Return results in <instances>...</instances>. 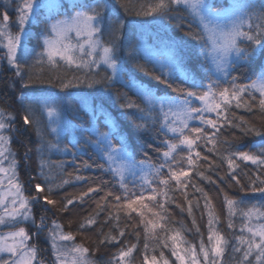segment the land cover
Wrapping results in <instances>:
<instances>
[{
  "label": "snow or ice",
  "instance_id": "obj_1",
  "mask_svg": "<svg viewBox=\"0 0 264 264\" xmlns=\"http://www.w3.org/2000/svg\"><path fill=\"white\" fill-rule=\"evenodd\" d=\"M123 6L126 11L136 16H153L169 21L183 19L172 16L173 10H185L198 23V30L192 32L189 25L186 35L200 45L206 57H211L212 67L209 69L201 66L206 74L197 78L200 69H186L179 49L173 51L168 63L160 65L159 75L137 65L146 75L167 85L175 93L161 95L140 85L138 95L141 103L125 97V103L121 105L123 108L135 110L126 115L137 131L154 135V139L159 141L158 145L149 144L156 153L157 161L154 162L147 153L145 159L137 160L129 151L126 138L119 133L114 122L108 127V131H101L98 127L93 129L85 137V143L94 147L95 154L103 160V163L95 166L113 176L121 193L105 191L100 185L90 186L79 196L66 198L61 210L67 211L76 200L83 202L91 193H105L97 203V208L101 211L112 209L107 211L105 222L113 223L116 234L102 233L100 243L107 241L119 246L108 264H131L134 260L133 252L137 245L125 241L120 246L121 238L125 237V230L120 227L121 213L127 218H131L133 213L140 217L145 233L142 264H170L164 255L163 249L166 248L171 249V255L178 264H224L230 244L233 254L231 264H264V205L249 206L243 199L229 198L225 194L227 227L234 229L233 217L237 212L242 221L240 234L230 241L215 227L217 217L211 197L202 188H196V191L202 193L204 207L208 210L207 243L201 236L196 244L184 241L181 231L170 226V214L165 207L170 200V192L185 190L187 199L186 189L192 183L194 171L196 175L213 182L210 176L204 174L201 161L208 162L207 167L210 170L215 161L209 162V157L201 154V145H210L208 151L216 152L222 162H227L228 179L240 185L242 191L250 190L264 196V131L251 125L244 117H235L231 113L233 107H243L248 111L258 108L264 114V4L257 9L251 3L234 2L218 6L207 0H150L135 10L128 5ZM14 11V21L7 10L0 12V47L5 49L3 59L14 69V75L19 78L22 89H27L34 83H52L53 80L61 90L77 86L81 78L75 75H50L45 78L31 71L44 65L58 68L59 61L68 67L87 69L88 72L94 67L100 68L101 64L111 69L110 76L101 79L89 77L86 81L89 87L99 83L110 84L118 79L116 42L121 39L124 23L118 18L112 19L106 15V0H72L70 4H65L63 0H17ZM36 22L44 24L42 36H37V44L41 49L39 52L27 47V42L32 38L30 28ZM10 23L15 24V32L11 30ZM177 27L182 29L183 25L178 23ZM105 33L108 36L107 41L103 38ZM34 53L33 63L28 64ZM25 68L30 71L25 73ZM241 68L252 69L256 78L241 83L240 76L232 75V72ZM177 71L182 72L187 87L176 84ZM205 79L208 81L206 84ZM18 102L26 113L22 117L23 124L36 129L40 156L39 176L43 183L34 184L35 195H25L24 184L18 173L19 161L11 149L12 136L8 134L14 131L15 116L0 109V227L14 229L0 234V264H43L38 257L37 246L29 244L32 235L19 225L31 221L36 228V234L46 227L44 216L40 217L39 224L35 223L32 204L43 202L45 206L57 205L58 201L50 197L69 181L62 179L57 183L54 177L45 172L48 162L44 160V155L53 150L68 152L69 149L67 146L62 147L60 143L63 129L56 97H27L22 94ZM41 116L47 118L46 125L40 119ZM194 121L198 124L193 123ZM226 126L240 128L245 134H254L262 140L248 150L224 149L227 153L224 155L221 153V146L228 141L221 138V129ZM78 144L77 141L73 147H78ZM27 155L25 152V159ZM237 159L250 161L261 170L259 174L248 178L249 189H245L238 177L232 175L239 167L236 164ZM92 166L87 161L83 162L85 168ZM136 176H139V183L130 188L127 178ZM31 179L34 178H30V181ZM75 179L88 178L77 175ZM45 190L47 194L42 195ZM193 206V201L188 200L189 214L192 213ZM147 213H151L152 218H148ZM99 215V211L94 215L90 214L79 228L82 230L95 225ZM47 231L55 257L54 264H94L88 258L87 247L79 244L68 246L63 243L74 242L75 235L71 232L65 233L62 224L53 221ZM196 231L199 233L198 226ZM134 234L139 240L140 233ZM149 240L154 241L152 254H149ZM157 247L161 249L158 255L155 254Z\"/></svg>",
  "mask_w": 264,
  "mask_h": 264
},
{
  "label": "trees",
  "instance_id": "obj_2",
  "mask_svg": "<svg viewBox=\"0 0 264 264\" xmlns=\"http://www.w3.org/2000/svg\"><path fill=\"white\" fill-rule=\"evenodd\" d=\"M209 1L218 6L232 4V0ZM239 1L243 4H255L257 9L264 4V0H237L238 3ZM63 2L70 4L72 1L63 0ZM148 2L150 0H106L108 7L106 15L112 19L118 18L124 23L121 39L116 42L118 64L122 68L123 74L121 81L114 80L110 84L99 83L89 87L86 82L89 77L95 76L96 79H101L110 76L111 70L102 65L100 68L94 67L91 72H88L87 69H76L75 66L68 67L62 61H59L58 68L44 65L42 67L37 66L31 69V71L39 73L45 78H48L50 75H75L81 78L77 86L61 90L57 87V82L53 80L52 83H34L29 88L22 89L19 78L14 75V69L3 59L4 50L0 47V109L15 116V120L13 121L12 148L19 161V178L24 184L25 193L29 197L35 195L33 191L34 184L43 183L39 176L40 169L38 166L40 159L38 152L39 141L35 127L23 124L22 117L26 113L18 102L19 98L22 94L27 97L39 95L56 97L64 119L60 143L62 147L67 146L69 151L53 150L50 154L46 153L44 155V160L48 162L45 172L54 177L57 183L62 179H67L69 182L62 185L50 197L58 201L57 205L45 206L43 202L32 204V212L36 222L40 221L41 216L45 217V224L47 220L56 218L55 220L63 224L66 232H71L75 235L77 243H82L83 246L89 249L90 257L95 264H108V261L112 259L113 254L118 251L119 247L107 241L100 243L103 238L102 233L103 235H107L109 232L116 234L113 223L111 221L105 222L107 211H112V209L108 208L107 211H101L97 208V203L101 201L105 193L103 191L91 193L89 197L84 198L83 202L76 200L73 205L68 207L67 211L61 210L66 198L77 197L90 186L100 185L105 191H112L116 194L121 193V189L115 183L113 176L102 172L95 166L97 163H103V160H100L95 154L94 147L85 143V137L93 130L94 118L96 117L99 120L101 131H108L109 123L106 121L107 119L114 122L119 133L126 138L129 151L137 160L145 159V153H147V156L151 157L155 162L157 161V156L153 149L149 147V144L158 145L159 141L154 139V135L137 131L128 115H126L131 114L135 110L123 108L121 105L125 103V97L130 98L138 104L141 103L136 91V86L139 84L161 95H175V93L167 85L152 79L151 76L146 75L137 67V65L143 66V68L156 75L161 73V64L144 52L143 47L140 46V41L142 40V42L144 41L158 47L162 45L171 46L174 51L179 49L186 69L189 71H195L197 68L200 69L197 78L200 75L206 74L204 68L201 66L209 69L212 67L210 57H206L200 45L186 35L189 32V25L191 26V31L196 32L198 30V23L185 10H173L172 16L183 17V19L169 21L153 16H136L126 11L123 6L128 5L130 9L135 10L140 5ZM16 3L17 0H0V12L7 10L12 21L16 18L14 11ZM43 19L44 17L41 18V20ZM178 23L183 25L182 29L177 27ZM10 27L13 32L17 30L14 23H10ZM30 31L32 32V38L27 42V47L35 49V52H39L41 49L37 44V36H42L44 24L42 22L33 23ZM103 38L105 41L108 40L106 33ZM34 56L35 53L32 58H29L28 64L33 63ZM23 71L27 73L30 69L25 68ZM232 75L240 76L241 83H247L251 79L256 78L253 70L250 68H241L232 72ZM14 78H17L18 82L15 81V87L13 88ZM25 79H27V75H25ZM175 82L177 85L188 86L184 83V76L180 71H177L175 74ZM204 83L206 84L208 81L205 79ZM256 95L258 96L259 94L257 93ZM90 105L94 107L93 110L89 108ZM231 113L235 117H244L251 125L264 131V114L258 108L248 111L243 107H233ZM40 119L45 125L47 124L46 117L41 116ZM193 123L198 124L197 121ZM52 138L49 137V139ZM221 138L228 141L227 144L221 146V153L224 155L227 154L224 152V149H229L230 151L248 150L252 148L253 144H258L262 140L261 137H257L254 134H245L240 128L228 126L221 129ZM77 141L79 142L78 147H73V144ZM208 147L211 146L209 145ZM208 147L201 145L199 150L202 155L209 157V162L215 161L211 170L207 167L208 162L201 161L204 174L210 176L213 182H209L196 175L194 171L191 177L192 183L186 189L187 199H185V190L174 191L169 193L170 200L165 204L170 214V226L179 229L184 241L193 244L198 243L201 236H203L207 243L208 235V210L204 207L205 199L202 193L196 191V188H202L211 197V203L214 205V213L217 217L215 227L230 241H233L234 237L240 234L239 228L242 221L239 212H237V215L233 217L234 229L227 227L228 214L224 203L225 194L229 198L243 199L249 206L253 204L264 205V196L260 193H253L250 190L242 191L240 185L234 180L228 179L227 162H222L216 152H209ZM25 152L28 154L27 159L24 156ZM85 161L93 166L91 168L83 167V162ZM236 164L239 167L235 169L232 175H236L240 180V184H243L245 189H249L248 178L259 174L261 170L256 165L251 164L250 161L246 162L237 159ZM77 175L88 179L76 180L75 176ZM221 177L224 179L221 180ZM30 178L34 179L30 181ZM127 183L130 188H133L135 185H138L139 176L136 178L128 177ZM193 184L195 187H193ZM44 194H47L46 190L42 195ZM108 200L111 202V197ZM188 200H192L194 205L191 214L187 211ZM197 201H199L198 205L196 204ZM145 203H148V201H145ZM97 211L100 212L97 223L81 230L79 225L90 214L94 215ZM153 211H159V209H153ZM147 215L148 218H152L151 213H147ZM193 220H195V223H193ZM197 226L199 227V233L196 231ZM120 227L125 230V237L121 238L120 246H123L125 241L128 244H136L137 248L133 252L134 260H132L131 264H142L145 233L143 225L140 223V217L136 213H133L131 218H127L121 213ZM136 232L140 233L139 240L134 234ZM147 242L150 246L149 254H152L151 248L154 245V241L149 240ZM169 244H171L170 240ZM231 246L230 244L229 251L225 254L224 264H231V257L233 255ZM43 248L42 246L38 247L39 251ZM160 251L161 249L157 247L155 254L158 255ZM163 251L171 264H178L175 261V257L171 255L170 248L163 249Z\"/></svg>",
  "mask_w": 264,
  "mask_h": 264
},
{
  "label": "rangeland",
  "instance_id": "obj_3",
  "mask_svg": "<svg viewBox=\"0 0 264 264\" xmlns=\"http://www.w3.org/2000/svg\"><path fill=\"white\" fill-rule=\"evenodd\" d=\"M65 1H72V0H65ZM207 2H210V1L207 0ZM234 2L238 3L237 0H232V3H234ZM239 4H243V3L239 1ZM73 42H75V41H73ZM140 46L143 47L144 52H146L148 55H150L159 64L168 63L170 58H171V56H172V53L174 51L171 46L162 45V46L158 47V46H154V45H152L150 43H145L144 41L142 42V40L140 41ZM3 50L5 51V49H3ZM210 61H211V57H210ZM102 65L103 64H101V66ZM104 66H106V65H104ZM122 75H123L122 74V69L118 65V79H116V80L121 81L122 80ZM15 81L18 82V79L14 78L13 84H15ZM140 85H142V84H139V85L136 86V91L137 92H138V87ZM144 87H146V86H144ZM89 108L91 110L94 109V107L92 105H90ZM106 121L109 123V126H111L113 124V122L110 119H107ZM60 125H61V127L63 129V127H64V119H63L62 115L60 116ZM99 126H100V122L95 117L94 118V123H93V129H95L97 127L99 128ZM62 132H63V130H62ZM62 132H61V134H62ZM8 134L13 137L12 133H8ZM11 149L15 153V151L12 148V143H11ZM15 157H16V155H15ZM16 159H17V157H16ZM25 195L27 196L26 193H25ZM55 219L56 218L49 219V221L47 220L46 221L47 223L45 224L46 227L39 234H36V228L33 226L31 221L23 222V223H21L19 225V226L25 227L27 229V231L29 232V234L32 235L33 238H32V240L29 241V244H35L37 246V248L40 247V246L44 247L42 250L38 251V257H39V259L42 260L43 264H54V261H55L54 253H53V250H52V248L50 246V241L48 240V231H47L48 227L51 226L53 221H56L57 223L62 224L61 222H59L58 220H55ZM35 223L39 224L40 221L36 222V219H35ZM254 223H258V221H254ZM9 230H14V229H8V228L0 227V234H4V233L8 232ZM64 232L68 233L65 230H64ZM63 243H65L68 246H72L73 244L83 245L82 243H77V241H74V242H63ZM88 258L93 261V259L90 257L89 253H88Z\"/></svg>",
  "mask_w": 264,
  "mask_h": 264
}]
</instances>
